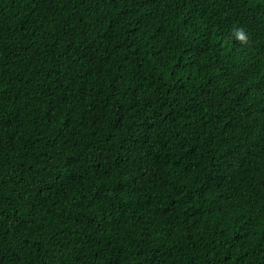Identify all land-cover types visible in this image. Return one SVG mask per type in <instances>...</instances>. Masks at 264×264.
<instances>
[{"label": "trees", "instance_id": "trees-1", "mask_svg": "<svg viewBox=\"0 0 264 264\" xmlns=\"http://www.w3.org/2000/svg\"><path fill=\"white\" fill-rule=\"evenodd\" d=\"M0 264H264V0H0Z\"/></svg>", "mask_w": 264, "mask_h": 264}, {"label": "clouds", "instance_id": "clouds-1", "mask_svg": "<svg viewBox=\"0 0 264 264\" xmlns=\"http://www.w3.org/2000/svg\"><path fill=\"white\" fill-rule=\"evenodd\" d=\"M232 38L241 46L250 47L254 42L243 27H236L232 31Z\"/></svg>", "mask_w": 264, "mask_h": 264}]
</instances>
